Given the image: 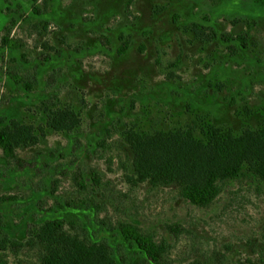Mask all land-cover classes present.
Wrapping results in <instances>:
<instances>
[{
	"label": "rangeland",
	"instance_id": "374dc122",
	"mask_svg": "<svg viewBox=\"0 0 264 264\" xmlns=\"http://www.w3.org/2000/svg\"><path fill=\"white\" fill-rule=\"evenodd\" d=\"M0 127L17 138L15 158L0 147V264L74 244L116 264H264V179L249 164L200 206L184 182L140 174L128 140L264 134V0H0ZM121 222L162 242L161 261Z\"/></svg>",
	"mask_w": 264,
	"mask_h": 264
},
{
	"label": "trees",
	"instance_id": "16d2710c",
	"mask_svg": "<svg viewBox=\"0 0 264 264\" xmlns=\"http://www.w3.org/2000/svg\"><path fill=\"white\" fill-rule=\"evenodd\" d=\"M222 37L228 41L241 42L246 38L245 35L234 36L231 33H224ZM242 43L245 44L244 41ZM3 44L12 48L16 43L7 36ZM129 46L130 41L126 39L117 51L122 54ZM62 112L58 116L65 122L75 117L70 111ZM77 123L75 121L66 128L72 129ZM132 133L128 140L136 155L138 172L153 176V180L184 182L180 194L197 205L208 204L216 197L220 189L218 181L236 179L244 174V164H249L252 171L264 179V134L261 132L245 130L238 136L211 138L208 142L195 138L190 130L154 135ZM16 139L11 130L0 127V147L8 159L16 157ZM62 225V220H53L52 231L63 235ZM118 227L122 237L135 244L147 259L160 262L164 257L166 246L157 242L153 235L144 233L137 225L129 222H121ZM65 251L64 257L58 253L43 254L38 264H116L110 257L111 252L107 253L105 245L86 248L74 244Z\"/></svg>",
	"mask_w": 264,
	"mask_h": 264
}]
</instances>
